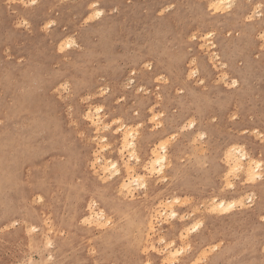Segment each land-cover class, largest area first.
Wrapping results in <instances>:
<instances>
[{"label":"rangeland","instance_id":"obj_1","mask_svg":"<svg viewBox=\"0 0 264 264\" xmlns=\"http://www.w3.org/2000/svg\"><path fill=\"white\" fill-rule=\"evenodd\" d=\"M214 1L0 0V264H264V0Z\"/></svg>","mask_w":264,"mask_h":264},{"label":"snow or ice","instance_id":"obj_2","mask_svg":"<svg viewBox=\"0 0 264 264\" xmlns=\"http://www.w3.org/2000/svg\"><path fill=\"white\" fill-rule=\"evenodd\" d=\"M9 2L10 3H13L14 0H9ZM220 2H221V4L227 3L228 6L231 7V0H220ZM30 3H31L32 6H36L37 5V0H30ZM28 6H29L28 4H25L24 5V7H28ZM213 7H216V6L213 5ZM216 10L217 11H220V8L217 7ZM100 14L101 13H99V12L97 13V15H100ZM249 19H251V17H249ZM24 26H27V21L24 22ZM261 39H264V36H262ZM61 50L63 51V49H61ZM100 111H102V109L101 108H97V112H100ZM157 119H158V117H155V116L153 117V120H157ZM112 123H115V124L119 125L120 122L119 121H116V120H113ZM114 131L119 132V131H121V128L120 127H117V128L114 129ZM201 138H203V137H201ZM171 139L174 140L175 137L173 136V137H171ZM129 147H133V146L130 145ZM159 147L162 150H164L165 152L167 151L166 146L164 144H161ZM235 150H236L235 148L232 149V151H235ZM123 155H124V152H123V149H121V156H123ZM153 155H155V153H153ZM131 161H136V163L139 164V159H138V157L135 156L134 153L131 155ZM131 161H129L126 158V162L122 165V170L123 169H126L129 173H132L134 171V168L129 166V164H130ZM161 163H162V160L161 159H157L155 161V165H160ZM262 166H264V161H262L260 164H256L255 169H253L252 171H250L248 173V179L246 181L247 183H255L257 180H261L262 182H264V175H260V176H257L256 175V172ZM229 167L231 168L230 165H229ZM116 168H117V165L116 164H112V169H116ZM145 171H147V169H145ZM156 171L162 172L163 169L162 168L156 169L155 167H153V172H156ZM235 171H238V169H232L231 171H228L227 176H226V179H228L229 177H231L233 175V172H235ZM115 174L116 175H119V172H116ZM101 179H104V177H101ZM105 183H107V180L106 179H105ZM141 186H143L145 188L147 187V185H141ZM226 186L229 189H231V188L234 187L233 183L230 180L228 181V183H227ZM122 187H125L126 188L127 185H124ZM121 194H123V193H121ZM175 203L176 204H179L180 203V200L177 199L175 201ZM239 203H240V205L242 207L244 206V202L243 201H241ZM235 206H236V203L234 202L233 204L229 205V209L234 208ZM223 207H224L223 204H221L220 205V208L223 209ZM101 215H102V213H101ZM170 216L174 219L177 216V211H172L170 213ZM261 218L264 219V217H261ZM83 222L85 224H89L90 223V220L89 219H85ZM108 223L110 224L111 221H108ZM161 224H163V222H161ZM103 226L104 225H101V227H103ZM199 227H200V225L197 224L195 227L189 229V231L195 232L197 230V228H199ZM32 231L35 232V231H37V229L33 228ZM151 231L152 232H155V231H157V228L155 226H153L151 228ZM160 244L163 245L164 244V240H160ZM173 244H174V242H173ZM173 244H169L168 245V247H172L173 248V251L170 254L171 257H173V259L165 260L164 261V264H178V261L175 260L174 258L177 257V256H180L182 254V252L184 251L183 248L177 249V248L173 247ZM49 246L51 247V245H49ZM152 254H156V255L153 256ZM160 255H163V253L162 252L158 253V250L155 247L145 248L144 249V256L146 257V259L142 260L141 264H160V259H159ZM197 264H206V262L204 260H200V261H197Z\"/></svg>","mask_w":264,"mask_h":264},{"label":"bare ground","instance_id":"obj_3","mask_svg":"<svg viewBox=\"0 0 264 264\" xmlns=\"http://www.w3.org/2000/svg\"><path fill=\"white\" fill-rule=\"evenodd\" d=\"M248 1V0H247ZM213 2V1H212ZM212 2H210V3H212ZM216 2V3H215ZM214 3L216 4V5H218L219 6V4H221V2H220V0H217V1H214ZM233 3V2H232ZM226 5H228L227 3H225ZM217 6V7H218ZM213 10H215L214 9V7H213ZM260 10V9H259ZM253 11V10H252ZM210 36H212V35H210ZM147 53V52H146ZM149 53H153L154 55H157V57H160V53H159V50H157V49H153V47L150 49V51H149ZM77 84V83H76ZM19 111L17 110V109H14L9 115H11V117H14V118H10V121H12V120H14L15 119V117H19ZM89 113V112H88ZM18 114V115H17ZM90 116V115H89ZM8 117H6L5 119H7ZM91 121L94 123V124H96V122L93 120V119H91ZM91 122V123H92ZM9 122H7V124H8ZM99 125V124H98ZM104 125V124H103ZM105 126V125H104ZM99 127V126H98ZM97 127V128H98ZM129 133V132H128ZM122 144H123V146L124 147H126V146H130V145H132L133 144V142L132 141H130V140H128V134H127V132H125L124 134H123V140H122ZM162 144H164V143H162ZM161 145V144H160ZM165 146H166V144H164ZM122 146V147H123ZM0 148H2V145H1V143H0ZM236 149V148H235ZM239 149V148H238ZM237 149V151H239ZM240 149H242V148H240ZM243 150V149H242ZM135 151V150H134ZM236 151V152H237ZM234 153H235V151H233ZM229 153L227 156H226V158H229V162L232 164V165H230V166H232L231 168H235V169H238V170H240V171H242V173L247 177L246 179H248V173L250 172V171H252L253 169H255V167H256V164H260L259 163V161H254V160H247L248 162L247 163H243L242 161V159H247L246 158V155L244 154V153H241L240 155H241V157H240V155H239V157H240V159L242 160H239L238 159V157L237 158H235L234 156H233V154L234 153ZM153 153H155V155H153ZM165 151L164 150H162L160 147L158 148V149H154L153 151H152V159H151V161H150V168H151V170H153V167H155L156 169L158 168V169H160V168H162L163 169V167H165L164 165V162H165V160H166V156H165ZM239 154V153H238ZM237 155V154H236ZM157 159H161L162 160V163L160 164V165H155V161L157 160ZM110 163H111V161H109ZM105 163H107V162H105ZM109 163V164H110ZM227 164H229L228 163V159H227V162H226ZM112 164H116V162H112L111 164H110V166L112 167ZM144 165H146V164H144ZM105 166V165H104ZM108 166V165H107ZM106 166V167H107ZM102 168H104V167H102ZM110 168V167H109ZM109 168H108V170H109ZM106 170H107V168H106ZM133 173V172H132ZM256 175H257V173H256ZM133 180H131V183H133V182H138L139 181V176L137 177V176H134L133 178H132ZM124 185H127V187L125 188V187H123L122 189H124V190H130L131 189V185H130V183H123V185L122 186H124ZM241 197V196H240ZM242 200V199H241ZM235 201H236V199H235ZM235 201H232V202H226V201H224V200H217V202L216 203H214V205H212L213 207V210L215 211H221V212H223V213H227V212H232L233 211V209L234 208H236L237 207V205L239 204L240 205V203H238V202H235ZM236 203V206L234 207V208H231V209H229V205H231V204H233V203ZM221 204H223V209H221L220 208V205ZM241 206V205H240ZM169 209H170V213L172 212V211H175V209H174V206H173V204L169 207ZM105 214V213H104ZM228 214V213H227ZM107 221V220H106ZM108 222V221H107ZM106 223V222H105ZM101 225V224H100ZM194 226V225H193Z\"/></svg>","mask_w":264,"mask_h":264}]
</instances>
